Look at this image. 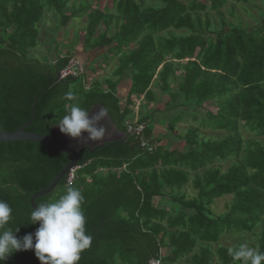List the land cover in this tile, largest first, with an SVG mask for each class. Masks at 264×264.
I'll return each instance as SVG.
<instances>
[{
	"label": "trees",
	"instance_id": "16d2710c",
	"mask_svg": "<svg viewBox=\"0 0 264 264\" xmlns=\"http://www.w3.org/2000/svg\"><path fill=\"white\" fill-rule=\"evenodd\" d=\"M73 1L0 0V131L15 133L28 124L41 95L26 132L55 138V128L68 118L101 106L125 137L84 152L72 183L65 177L36 200L45 218L39 237H71L74 251L69 241L37 242L39 219L30 205L71 157L34 142L0 143V264H264V11L259 9V24L244 27L225 21L228 0H159V7L113 0L114 8L107 3L103 10L99 0L89 9L81 4L80 12ZM46 13L55 14L60 30L76 17L85 20L79 35L86 50L111 47L119 63L107 79L111 90L87 88L86 74L61 78L69 53L54 61L30 57ZM127 73L133 83L122 109L112 81ZM177 78L183 106L198 113L182 112L170 131L179 136L184 115L201 121L180 137L183 149L169 150L153 138L150 115L138 119L146 126L141 136L128 134L135 99L144 96L150 104L153 81L169 87ZM201 129L225 135L210 140ZM142 140L154 146L151 152ZM221 162L228 164L225 171ZM189 183L193 198L184 192ZM224 197L231 203L216 215L212 206ZM156 199L171 207L155 206ZM229 234L256 239L248 260L241 243L213 253L211 245Z\"/></svg>",
	"mask_w": 264,
	"mask_h": 264
},
{
	"label": "rangeland",
	"instance_id": "374dc122",
	"mask_svg": "<svg viewBox=\"0 0 264 264\" xmlns=\"http://www.w3.org/2000/svg\"><path fill=\"white\" fill-rule=\"evenodd\" d=\"M83 1H86L87 3L83 2ZM95 1H99V0H77V1H73L71 3V5H73L76 2V5L79 6L77 8V10L80 12L82 10V8L80 7L81 4L89 9V7H88L89 4H91V2H92L93 4H91V5L95 6V4H94ZM107 3L110 5L111 9L114 8V1L113 0H103L102 2H100L99 6H101V9H102L105 5H107ZM145 3L147 6H156V7L163 6L159 0H145ZM71 5L66 10L67 14L72 12ZM259 9H262L264 11V0H249L248 4H242V3L234 2L233 0H228V5H226L225 8H223L222 14H223L225 21L228 23L236 24L238 22H241L244 27H251L253 25L259 24V19H260L259 18L260 17ZM209 16H210V19L213 23V27H216L217 29H219L220 24H219L218 19L215 16V14L210 13ZM43 22H44V25L41 24L42 27H39L40 36H39V40H38V46L34 51H32L30 53L31 58L39 59V60H43V61H45L46 59H48L50 57H52L51 61H54L56 58H54L53 55H58V54L66 55V54H68L66 49L69 48V45H67V44H70L71 41H73V43H74V38H76L77 34H78L77 38H79L80 32L84 29L83 24H82L83 21L81 19H79L78 17L74 18L70 22L68 27L61 29V30L58 28L60 21L58 18L55 17V14L53 15V13H46L44 18H43ZM84 22H85V24H87L86 21H84ZM80 24H82V27L79 29ZM182 34L185 35L186 33H181V32L178 33V35H182ZM70 35H72L73 40H68V37ZM73 59L76 62L83 63L81 60H79V59L77 60V58H75V57L71 58V60H73ZM70 65H71V63H70ZM84 68H85V71L87 72V67L84 66ZM111 71H112V69H111ZM85 81H87L86 78H85ZM175 81H180V79L177 78ZM182 111H187V109L182 108ZM213 111L216 112L217 109L215 108V109H213ZM175 113H177V110L175 108L171 109V111L169 112V116H171V119L169 120V126L171 125V123H173V121L176 118ZM187 113L197 114L198 112L195 109H189ZM201 114H202V112H201ZM136 120L138 121L137 118L131 117L127 122L128 128L130 126H133L135 124ZM200 122H201L200 120L199 121H197L195 119L193 120L189 116V117H186V122H184V123L181 122L178 125V129H181L182 132H184L189 127H192V128L193 127H200V124H199ZM127 132L130 135H134V134H131L128 129H127ZM117 133H119V132H117ZM170 133H173V132L171 131ZM201 133H202V136L205 137L206 139L215 140V141L216 140L218 141L219 139L223 138L225 135L223 132H211L209 129H201ZM119 134H122V133H119ZM242 134H243V137L245 139L250 137L249 133L246 132L245 130H242ZM171 140L173 142H175L172 137H171ZM259 141L264 146V138L259 139ZM221 166H222V170L225 171L226 168L228 167V164L221 162ZM74 171H72V172H74ZM191 184L192 183H189L188 185H190V186H187L188 190L186 189V191L188 193V198H193L194 196H196V192L194 191ZM231 200H232L231 197H224L220 200H216L212 206L213 212L216 215H221V214L225 213L226 212V205L230 204ZM255 241H256V239L252 235L242 236V238L240 237L236 240V238L233 237L232 234H229V235H226L225 237H223L222 240L218 244L211 245L212 246L211 250L214 253L218 246L231 247V246H233V244L241 243L243 245V249H244V253H245V259L248 260L250 258V256L253 255V253H254L255 244H256ZM180 264H186V263L181 262Z\"/></svg>",
	"mask_w": 264,
	"mask_h": 264
},
{
	"label": "crops",
	"instance_id": "0c3cea01",
	"mask_svg": "<svg viewBox=\"0 0 264 264\" xmlns=\"http://www.w3.org/2000/svg\"><path fill=\"white\" fill-rule=\"evenodd\" d=\"M82 21L85 29V20ZM82 24L79 25V29L82 27ZM83 30L81 32H84ZM109 36L111 37V30L109 32ZM77 37L78 34L76 38H74V43L71 41L70 44H67L69 45V48L66 50L67 53L71 55V58L75 57L77 60H81L83 62L81 65H83V67H87L86 75H83L84 77H82L83 83L87 85V88L98 84L103 90H111V81H108L107 79L111 80L119 66L118 58H111V47L103 50H86L82 43L83 38ZM68 40H73L72 35L68 37ZM53 57L56 58V55H53ZM50 60H52V57ZM85 78L87 81L84 80ZM131 80V75L127 73L124 74V77L120 80L112 81L116 85L115 94L121 100L120 106L122 109H124L128 103L129 93L133 83ZM180 83L181 81H169V87H165L161 81H153L149 89L151 93L150 99L153 102L146 104L145 97L141 96L140 99H135L133 106V117L140 119L145 115L151 116L152 122H150V124H152L153 127V138L159 140L161 142L160 145L168 148L169 150L183 149L184 141H182L180 137L185 131L182 132L181 129H178V125L181 122H186V117H189L188 115H184L183 121L181 120V122L177 125V132L179 133V136H176L174 133H170L169 120L171 119V116H169V112L171 109L175 108L177 110L175 117L180 115L182 112L187 113L189 110L188 106H183L185 101L184 96L179 94ZM182 108L187 109V111H182ZM112 129L114 131L115 128ZM116 133L117 132L114 131L112 136H116ZM171 137L175 142L171 140ZM186 189L188 190V188L185 187L184 192L188 196ZM168 203L170 202L167 199H156L154 201V204L157 207L169 208L171 206Z\"/></svg>",
	"mask_w": 264,
	"mask_h": 264
},
{
	"label": "water",
	"instance_id": "95a60500",
	"mask_svg": "<svg viewBox=\"0 0 264 264\" xmlns=\"http://www.w3.org/2000/svg\"><path fill=\"white\" fill-rule=\"evenodd\" d=\"M39 95L35 100V105L32 108L31 121L24 125L20 130L15 133H4L0 131V143H18V142H34L55 148L69 157L71 161L65 168L54 178L51 184L44 190L35 193L30 198V205L37 218L39 219L38 225L35 230V239L37 242L44 244L50 238L57 239L58 241H69L71 251H74L73 240L71 237L59 238L55 234H47L44 239L39 237V232L44 225V215L36 204V200L43 198L52 193L59 185V183L70 175V173L78 168L80 156L84 152L94 153L97 148H102L114 142L121 141L125 135L116 133L111 139L107 138L106 125L115 128L111 122L108 114L101 106H96L90 113L83 118H68L61 125L55 128L56 137L42 136L34 133L26 132V129L33 123L35 119L36 106L38 104ZM117 132L116 129H114ZM120 137H119V136ZM83 241L79 244L82 245Z\"/></svg>",
	"mask_w": 264,
	"mask_h": 264
},
{
	"label": "built area",
	"instance_id": "2783aa9c",
	"mask_svg": "<svg viewBox=\"0 0 264 264\" xmlns=\"http://www.w3.org/2000/svg\"><path fill=\"white\" fill-rule=\"evenodd\" d=\"M71 63V65H70ZM69 63L68 68L61 73V78H65L67 76H72L74 78H80L85 74V69L83 65H81L80 62H76L74 59L71 60ZM145 124H138V121L136 120L135 124L133 126H130L128 128L129 132L131 134L141 136L145 131ZM141 147L148 149V151H152L154 146L148 145L145 140H142ZM74 178V172H72L67 179V182L70 184L72 183ZM150 264H161L160 260H152L150 261Z\"/></svg>",
	"mask_w": 264,
	"mask_h": 264
},
{
	"label": "flooded vegetation",
	"instance_id": "af4514ba",
	"mask_svg": "<svg viewBox=\"0 0 264 264\" xmlns=\"http://www.w3.org/2000/svg\"><path fill=\"white\" fill-rule=\"evenodd\" d=\"M105 129H106V132H107L106 133L107 138L111 139V137H112V135L114 133L113 129L109 125H106Z\"/></svg>",
	"mask_w": 264,
	"mask_h": 264
},
{
	"label": "clouds",
	"instance_id": "9594fccd",
	"mask_svg": "<svg viewBox=\"0 0 264 264\" xmlns=\"http://www.w3.org/2000/svg\"><path fill=\"white\" fill-rule=\"evenodd\" d=\"M85 69V68H84ZM85 74H86V71H85ZM77 79H81V78H77Z\"/></svg>",
	"mask_w": 264,
	"mask_h": 264
}]
</instances>
